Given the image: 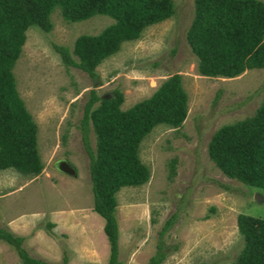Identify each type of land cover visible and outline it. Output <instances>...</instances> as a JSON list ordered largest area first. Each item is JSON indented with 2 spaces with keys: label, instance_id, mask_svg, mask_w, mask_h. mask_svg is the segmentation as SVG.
Instances as JSON below:
<instances>
[{
  "label": "rangeland",
  "instance_id": "1",
  "mask_svg": "<svg viewBox=\"0 0 264 264\" xmlns=\"http://www.w3.org/2000/svg\"><path fill=\"white\" fill-rule=\"evenodd\" d=\"M173 2L171 15L146 25L104 57L94 79L65 66L50 41L71 46L76 35L95 33L112 17L95 13L67 20L55 5L48 31L26 27L11 70L36 123L42 168L34 175L0 169V226L22 235L29 255L53 264H60L63 254L66 264H106L108 241L103 219L92 209L89 156L81 138L83 104L90 88L105 95L118 87L120 107L126 108L172 73L180 75L187 93L186 115L178 125L160 122L142 136L137 154L148 178L115 192L119 260L145 264L160 239L166 251L160 264H225L242 246L237 213L264 218V188L225 176L206 150L216 127L252 114L264 94V67L234 76L199 73L185 38L193 0ZM87 135L93 147L90 128ZM0 264H20L14 248L1 240Z\"/></svg>",
  "mask_w": 264,
  "mask_h": 264
},
{
  "label": "trees",
  "instance_id": "2",
  "mask_svg": "<svg viewBox=\"0 0 264 264\" xmlns=\"http://www.w3.org/2000/svg\"><path fill=\"white\" fill-rule=\"evenodd\" d=\"M55 5L67 20L95 13L112 17L99 31L76 35L71 46L50 41L65 66L77 67L92 79L97 77L95 66L122 41L136 38L143 27L174 12L173 0H0V169L12 167L34 175L42 168L36 123L18 94L11 68L25 40L26 27L33 24L48 31ZM185 38L201 74L234 76L245 68L264 67V2L193 0ZM122 101L118 87L105 95L90 88L80 118L82 143L89 156L92 209L102 217L108 241L106 264H122L115 192L123 185L141 184L149 175L137 154L140 139L157 123L178 125L187 111V93L178 73L165 77L150 95L128 107L121 108ZM88 128L94 135L93 147ZM206 150L225 176L264 188V94L252 114L216 127ZM169 222L168 217L159 234ZM236 225L242 246L225 264H264V218L239 212ZM0 240L14 248L20 264H53L29 255L22 246L23 236L6 226H0ZM165 255V244L159 239L145 264H160ZM66 262L63 254L60 264Z\"/></svg>",
  "mask_w": 264,
  "mask_h": 264
},
{
  "label": "water",
  "instance_id": "3",
  "mask_svg": "<svg viewBox=\"0 0 264 264\" xmlns=\"http://www.w3.org/2000/svg\"><path fill=\"white\" fill-rule=\"evenodd\" d=\"M60 167H62V166H60ZM64 169V168H63ZM66 171H68L69 173H72L73 172V170L72 169H65Z\"/></svg>",
  "mask_w": 264,
  "mask_h": 264
}]
</instances>
